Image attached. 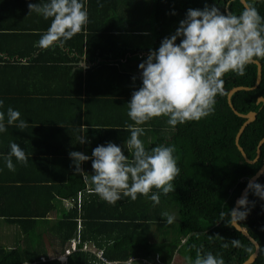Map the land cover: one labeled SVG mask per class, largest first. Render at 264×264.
Masks as SVG:
<instances>
[{"label":"trees","instance_id":"trees-1","mask_svg":"<svg viewBox=\"0 0 264 264\" xmlns=\"http://www.w3.org/2000/svg\"><path fill=\"white\" fill-rule=\"evenodd\" d=\"M46 1L13 0V4L28 8L29 3L43 4ZM246 1L251 3V0ZM206 3H215L222 13L239 14L245 8L240 0H231L230 4L228 0H88L89 23L65 43L63 50L36 46L34 42L47 29L38 27L40 30L37 28L33 32L34 27H20L19 24L14 27L6 19L9 26L0 29V53L6 54V58L0 56V61L5 63L0 66V81L12 85H22L23 81L24 88L35 84L37 94L50 100V108L65 106L71 115V120H65L71 125L61 133L62 140L69 138L71 133V140L72 135H78V141L84 124L88 130L97 133L93 139L87 137L90 140L85 143L87 151L91 146L95 148L108 141L118 145L130 135L124 130L125 126L133 124L127 116V102L141 83L139 63L147 57L149 49H157L164 37L174 33L187 9H202ZM225 4H228L227 10ZM123 5L126 10L121 8ZM254 6L264 17V4L255 3ZM131 7L132 12L142 11L146 19L149 18L146 9H152L151 20H130L131 15L125 14ZM6 15L2 14V17ZM259 61L263 66L259 87L241 90L232 96V103L240 113L257 112L256 119L246 127L239 140L250 159L256 157L259 142L264 137V102H257L260 96L264 97V60ZM256 75L257 66L253 63L246 67L243 76L231 72L225 74L214 112L199 121H189L173 128L167 124V118L160 117L151 129L154 119L145 123L149 124L148 132L156 136L145 148L173 146V155L180 169L172 181L174 191L164 195L153 189L159 195V204L155 205L139 194L135 201L123 197L116 204L106 203L94 193L91 178L85 183L81 175L74 174L75 165L70 156L67 158L69 169L64 177H53L55 173L51 172V176L31 173L30 168L35 170L37 163L44 165L41 171H48L43 156H47L50 150L38 152L32 149L28 145L30 142H21V138L14 136L20 132L15 124L8 126L7 131L0 134V141L7 140V144H0V148L6 151L0 156L7 155L10 143L15 142L29 159L27 164H21L13 158L14 172L4 167L0 159V217L6 216L8 221L18 223L25 242L12 248L0 242V264H60L58 255L79 236L81 243H94L102 249L103 257L108 261H128L131 258L135 260L132 264H141L140 258L153 260L158 254L164 263L174 264L172 261L178 251L189 264V259L194 261L197 250H200L201 254L211 252L221 256L225 264L245 262L255 251V246L234 226L220 220V212L228 213L234 207L249 178L263 165L264 144L261 156L254 164L246 162L236 146L235 136L245 119L233 112L227 98L228 91L235 86L252 87ZM133 76L137 77L135 81ZM31 94L30 90H25L22 97ZM97 107L103 108L97 110ZM21 112L24 114L23 110ZM53 140L52 133L49 139L45 137L46 144L53 143ZM37 146L43 147L40 143ZM75 146L76 143L72 142V147ZM53 147L52 154L62 152L58 146ZM79 152L86 153L85 150ZM45 159L48 165L53 164L49 158ZM22 169L29 170L23 172ZM257 182L260 183V177ZM88 184L93 192H89ZM8 196L13 202L7 200ZM23 198L29 201L25 203ZM58 199L67 204L73 202V207L69 211L65 209L61 219L52 224L54 228L37 234L29 223L47 217ZM248 199L252 202L251 211L238 223L246 226L260 244L259 255L252 264H264V201L251 192ZM6 202H12L13 206H5ZM172 211H175L177 221L168 224L162 213L171 214ZM228 219L225 216V220ZM232 239H238L239 246L233 247ZM226 242L229 246L222 247ZM41 253L48 258H42ZM103 263L91 251L79 250L68 256L66 264Z\"/></svg>","mask_w":264,"mask_h":264},{"label":"clouds","instance_id":"clouds-1","mask_svg":"<svg viewBox=\"0 0 264 264\" xmlns=\"http://www.w3.org/2000/svg\"><path fill=\"white\" fill-rule=\"evenodd\" d=\"M86 3L87 0L29 3V13L35 12L44 20L51 19L49 28L41 35L36 46L63 50L65 43L81 33L89 23ZM230 3L231 0H228ZM255 3L264 4V0H251L239 14L230 11L222 13L215 3H206L202 9L189 8L174 33L164 37L157 49H149L147 57L138 65L140 86L132 91L131 99L127 102V116L136 125L127 124L124 129L130 132V138L124 141L127 155L121 146L111 141L97 145L92 149L91 156L79 151L69 153L75 165L74 174L81 175L85 183H88V176L84 175L86 172L81 164L91 159V183L94 193L101 200L116 204L123 197L135 201L139 194L155 205L159 204V195L153 189L164 195L174 191L172 181L180 171L173 155L174 147L159 145L146 150L139 139L144 134V129L139 125L165 117L167 124L175 128L178 124L199 121L211 115L215 110L216 97L221 93L224 75L231 72L243 76L249 64L264 60V17L258 13ZM228 4L224 6L226 10ZM136 79V76L132 77L133 81ZM3 107L4 100L0 99V109ZM14 124L20 130L27 126L26 121L21 119V113L11 106L6 111H0V134ZM86 132L87 128L81 127V133ZM78 142L84 144L90 143V140L80 135ZM13 158L21 164H27L29 159L15 142L10 143L7 155L0 156L4 167L14 172ZM246 189L235 207L228 213L220 212V220L229 226L245 220L250 213L252 202L248 199V192L264 201V184L253 179ZM225 216L229 218L227 221ZM162 217L168 224L175 220V216L167 212L162 213ZM78 224L80 232L81 224ZM73 240H79L77 244L83 247L79 236L72 239L67 248ZM239 244L238 239L231 240L233 247ZM228 246L227 242L222 245L224 248ZM60 258L63 259V256ZM189 264L225 262L219 255L211 252L201 254L197 250L196 259H189Z\"/></svg>","mask_w":264,"mask_h":264},{"label":"crops","instance_id":"crops-1","mask_svg":"<svg viewBox=\"0 0 264 264\" xmlns=\"http://www.w3.org/2000/svg\"><path fill=\"white\" fill-rule=\"evenodd\" d=\"M2 1L3 0H0V3H1L0 7L2 8V9L0 8V11L2 12L0 15V29H3L4 26H9V23H6V19H8L7 22L11 21L13 23V26L16 24H19L20 27H24V26L34 27V29L31 30L33 32L36 31L38 27L39 28L40 27L45 28V29L49 28L50 23H51V19L44 20L41 15H38L35 12L29 13V11H28L29 8L21 6L22 5L21 3H20L21 5L13 4V0H8L6 2H2ZM121 1H124V0H121ZM87 2H88V0H87ZM86 7H87V5H86ZM147 7H149V6H147ZM121 8H125V10H126L125 5H123ZM151 10L149 8L146 9V13H148V15H149L148 19H146V17L144 15H142V11L139 12V10H138V11L132 12L133 11L132 7L130 8L129 11H127V13L125 15L128 17L131 15V17L129 19L132 21L138 20V19H140L141 21L151 20ZM2 14H8V15L2 17ZM39 40H40V38L38 40H36L34 43L37 44L36 42ZM148 42H149V40H148ZM4 45H6V44H4ZM0 54H1L0 56L6 58L5 53H0ZM72 56H74V55H72ZM17 58H18V56H17ZM84 58H82V61H84ZM21 60L24 62L26 61V59H22V58H21ZM82 64H84V62H82ZM4 65H5V63L3 61H0V66H4ZM0 70H1V68H0ZM25 90H30V93H32L31 96H29V97L27 96L25 98L22 97ZM36 91L37 90L35 88V84H33L30 88H24L23 81H22V85L21 84L12 85L11 82L2 83L0 81V99L4 100V107L2 109H0V111H6V109L9 106L18 110L21 113V119L26 121L27 126L24 130H20L19 134H15L14 136L21 138V142H22V140H25V142H27V143L30 142V144H28V145H30L32 149L38 150V152H44L45 150H50V151H47V152H49V153H46L47 156H43L44 161H45V166L49 168V169L47 168L48 171L47 172L41 171L40 169L43 168L42 166H44V165H39V163H37L34 165L35 170L37 172L31 167L30 168L31 173L45 174V175L48 174L47 176H51V174L49 173V172H51V173H55V175L53 177L61 178V177L65 176L66 170L69 169V168H67L68 162H69V160H67V158H69L68 152H70L71 150H74V149H75V151H80V150L84 151L85 150L86 151L85 154L88 155V152H89V155L91 156V152H92L91 150H92L93 146H91L90 149L87 151L85 148L86 147L85 143L80 144V143H78V141H76L78 135L77 136L72 135V140H71V133L68 135L69 138L62 140L61 139V133L65 131L66 127L71 125L70 122L68 123L65 120V118L71 120L70 113L64 109L65 106L64 107L59 106L56 108L55 107L50 108V105H51L50 100L42 99L43 96H40L39 94H37L38 92H36ZM7 92H11V94H9V93L7 94ZM41 95H43V94H41ZM102 108L103 107H97V110H100ZM21 110H23L24 114H22ZM76 117L77 116H75V119H76ZM158 118H160V117H158ZM129 121H131L130 118H129ZM150 121H148L147 123H149ZM154 123H157V118H154V121L151 123V126L149 127V129H151V127L153 126ZM133 124H134V122H133ZM148 125H146V124L139 125V127H142L144 129V134L142 136H140L139 139H141V141L143 142L145 147L149 146L153 142L154 138L156 137L153 133L148 132V130H149L147 127ZM133 126H136V125H133ZM82 127L87 128L84 124L82 125ZM152 130H154V129H152ZM51 133H52V136L54 137L53 143L46 144L47 141H45V137L49 139L51 137ZM80 135H85L86 137L90 136L93 139V137H96L97 133L95 131H91V130L87 129L86 133L80 132L79 136ZM129 138H130V135H128L127 139H129ZM127 139L123 140L122 143L120 142L118 144L119 146H121L122 151L124 152L125 155H127V151L124 148V141L126 142ZM94 141H95V144H97V141L96 140H94ZM72 142L76 143L75 147H72ZM39 143L41 146H43V147H41L42 149H40L37 146ZM41 143H44V144H41ZM0 144L1 145L7 144V140L6 141H0ZM24 145H26V144H24ZM53 146H55V147L58 146L57 149L62 151V152L52 154L51 151L54 150ZM94 147H96V146H94ZM3 150L4 149L0 148V153L6 152L5 150L4 151ZM146 150L150 151V149H146ZM57 154H59V155H57ZM45 157L49 158L50 161L53 162V164L48 165V161L45 159ZM129 159H131L130 153H129ZM91 163L92 162L90 160V162L85 161L82 164V169L84 172H86V173H84V175L88 176L89 179L91 178V175H92ZM58 164H59V166H58ZM22 170H23V172H26L29 169H22ZM49 170H51V171H49ZM37 174H36V176H37ZM50 180H53V179L50 178ZM88 186H89L88 187L89 192H93L92 189H90V187L92 188V186L89 184H88ZM18 194L20 195V193H18ZM28 198H30V196H28ZM11 199H12V197L8 196L7 200H11ZM25 199H27V198H23V201H25ZM27 201H29V199ZM27 201H25V203ZM12 202H13V199H12ZM11 203L9 204V202H6L4 205L11 207V206H13ZM72 207H73V202H68V204H67L65 201L61 202V199L60 200L58 199V201L56 202L55 208L48 214L47 217L37 218L34 223H29V224H31L35 227L37 234H40L44 231L47 232V230L49 228H54V226L52 224L54 222L58 221L59 219H61V217L63 216V213L65 212V209H67V211H69ZM8 220L9 219L6 216L0 217V242H2L8 248L17 247L19 245L20 246L24 245L25 241L23 238V233H22V230L20 228V225L18 223H15V222L12 223ZM79 223L81 224L80 220H79ZM47 247L49 249V254H50V252H51L50 246L48 245ZM41 255H42L41 256L42 258L45 257V254L41 253ZM60 255H58V257ZM50 256H52V255H50ZM60 264H66V263H62L60 261Z\"/></svg>","mask_w":264,"mask_h":264},{"label":"water","instance_id":"water-1","mask_svg":"<svg viewBox=\"0 0 264 264\" xmlns=\"http://www.w3.org/2000/svg\"><path fill=\"white\" fill-rule=\"evenodd\" d=\"M240 1L244 5V7H247L248 6V2L246 0H240ZM253 64H256V66H257V75H256L255 84L252 87H248V86H235V87L231 88L228 91V94H227L228 103H229L230 107L232 108L233 112L235 114H237L238 116H240V117H242V118L245 119L244 122H243V124L240 126L239 130L236 133V136H235V144L238 147V149L240 150V152H241L243 158L245 159V161L248 162V163H250V164H254L260 158L261 153H262L261 146L264 144V137L259 142V145H258V148H257V155H256V157L254 159H250L247 156L244 148L240 145L239 140H240V137H241L242 133L245 131L246 127L256 119L257 112L256 111H250L247 114L240 113L238 110H236V108L234 107V105L232 103V96L236 92H238V91H241V90H253V89H256V88L259 87V85H260V83L262 81V69H263V66H262V63L260 61H256ZM259 98H261V99L258 101ZM259 98L257 99V102L258 103L264 102V97L263 96H260ZM263 169H264V158H263V165L256 172L255 175H253L251 178H249L248 182L250 180H253V179H255L257 181V179L260 177ZM248 182H247V184H248ZM247 184H246V186H247ZM246 186L242 190L240 196L236 199V201L245 194V192L247 190L246 189ZM236 201H235L234 207L236 206ZM233 226L240 233H242L245 238H247L248 240H250V242H252L254 244L255 251L250 255V257L245 262L242 263V264H252L256 260V258L258 257V255H259V252H260V244L250 234V232H249V230H248V228L246 226H243V225L239 224L238 221Z\"/></svg>","mask_w":264,"mask_h":264},{"label":"rangeland","instance_id":"rangeland-1","mask_svg":"<svg viewBox=\"0 0 264 264\" xmlns=\"http://www.w3.org/2000/svg\"><path fill=\"white\" fill-rule=\"evenodd\" d=\"M152 18L154 19V16H152ZM171 138V137H170ZM264 170V169H263ZM263 172V171H262ZM171 215H174L175 216V220L174 221H177L176 219H177V215H176V213H175V211H172L171 212ZM68 248H70L71 250H72V246H70V247H68ZM98 247L96 246V249H97ZM98 249H100V248H98ZM66 250H67V248L65 249V251H64V253L63 254H61L59 257H58V260L59 261H61L62 263H67V258H68V256L70 255V254H72L73 252H75V251H79V250H81V251H83V249H82V247L80 246V245H78L77 244V246H76V249H74V250H72L69 254H66ZM89 251H91L90 249H89ZM92 252V251H91ZM94 252H96V251H94ZM93 253V252H92ZM95 254V256L98 258V256L96 255V253H94ZM61 256H63V259H61L60 257ZM46 257V256H45ZM46 258H48V257H46ZM50 258H51V256H50ZM104 258V257H103ZM100 259V258H99ZM105 259V258H104ZM102 262H104V260H102V259H100ZM106 260V259H105ZM130 260V259H129ZM128 260V261H129ZM107 262H110V264H113V263H115V262H117V263H119V264H127L128 263V261H120V260H116V261H108V260H106ZM135 261V260H134ZM134 261H130V263L129 264H132ZM140 261L142 262L141 264H145V263H149V264H166V263H164L163 261H162V259H161V257L158 255V254H156L154 257H153V260H151V259H149V258H140ZM174 264H187V262H186V260H185V258H184V256H182L178 251L175 253V255H174V258H173V261H172ZM104 264V263H103ZM170 264H172V263H170Z\"/></svg>","mask_w":264,"mask_h":264},{"label":"built area","instance_id":"built-area-1","mask_svg":"<svg viewBox=\"0 0 264 264\" xmlns=\"http://www.w3.org/2000/svg\"><path fill=\"white\" fill-rule=\"evenodd\" d=\"M260 183H261V184H264V170H263V172H262V174H261V176H260ZM78 241H79V240H73V241L71 242L72 250L76 249V246H77V242H78ZM82 249H83V250H87V251H89V249H90L93 253H96V255L98 256V258L104 260V264H110V262H107V261L103 258V250L98 249V248L96 249V246H95V245H91V244H89V243H85V244L83 245ZM72 250H71L70 248H67V250H66V254H69ZM94 251H96V252H94ZM130 261H132L131 258H130V260L128 261L127 264H129ZM113 264H119V263L115 262V263H113Z\"/></svg>","mask_w":264,"mask_h":264}]
</instances>
